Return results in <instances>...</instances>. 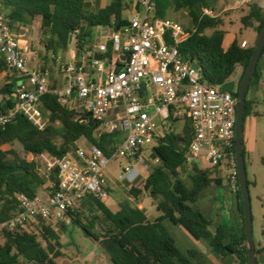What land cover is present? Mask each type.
Returning <instances> with one entry per match:
<instances>
[{"label":"trees","instance_id":"trees-1","mask_svg":"<svg viewBox=\"0 0 264 264\" xmlns=\"http://www.w3.org/2000/svg\"><path fill=\"white\" fill-rule=\"evenodd\" d=\"M0 1L11 22L19 24L20 31L31 27L40 17V43L46 51V60L50 56L68 54L72 45L71 36L78 52L90 48L96 29L127 23L123 11L129 6L125 0H107L104 6L99 7L93 6L89 0ZM155 5L159 17H166L171 11H186L191 20V27L186 28L191 30V35L180 44L179 49L186 60L201 69L205 80L223 84L240 66V84L255 45L243 48L238 40H234L225 49L226 33L217 29L221 19L202 15V9L209 7L210 0H155ZM242 22L246 26H254L259 36L264 26V9L258 3L250 4ZM207 29H213V32L206 34ZM108 46L111 51L112 44ZM263 57L264 49L248 92L257 88L263 78ZM0 67L6 68L4 62H0ZM16 82L17 78L11 76L0 85V112L13 106ZM232 94L239 97L238 90ZM42 101V110L49 122L44 130H39L25 116H19L5 127L0 126V222L18 211L17 194L34 197L46 181L50 184L49 189L58 184L57 169L50 174H42L40 163L24 159L9 160L2 148L4 144L19 142L26 152L35 156L42 153L63 156L72 153L75 142L86 137L107 156H111L115 150L116 132L96 138L94 131L97 123L91 116L80 120L84 113L67 109L52 94L44 95ZM253 103L252 99L247 98L245 121L253 114ZM191 138V124L187 120L180 131L172 129L150 148V156L155 164L150 167L142 188L126 182L130 185L129 196L119 202L118 212L111 211L104 202L89 195L80 211L69 213L71 224L80 227L97 242L113 264H207V261L204 262L205 256L198 250L182 251L177 247L164 225L165 220L182 226L196 240L204 242L215 257L234 255L239 264H248L240 188L236 195L242 222L234 226L221 224L213 231L210 229L211 219L196 207V202L200 194L216 180L210 177L208 169L203 171L197 165H194L192 187L181 177V171L188 165ZM243 151L245 155L244 134ZM143 190L158 201L160 214L154 219L149 218L145 210L137 205ZM66 230L67 225L61 224L58 228L40 225L32 233H0V264H58L56 259L62 255L59 231L65 233ZM260 251H264V248ZM259 262L257 260V264Z\"/></svg>","mask_w":264,"mask_h":264},{"label":"built area","instance_id":"built-area-1","mask_svg":"<svg viewBox=\"0 0 264 264\" xmlns=\"http://www.w3.org/2000/svg\"><path fill=\"white\" fill-rule=\"evenodd\" d=\"M133 1L136 6L124 17L127 23L117 25L119 29L98 28L92 46L82 52L74 48L70 60L51 56L56 70L67 80L61 86L52 85L45 65L30 66V48L21 43L19 24L11 22L0 1V62L18 78L14 104L0 112V126L25 116L44 130L49 122L42 98L52 94L69 110L84 115L91 112L97 123L96 138L117 133L111 156L86 137L77 140L67 155L40 154L45 173L57 169V186L45 198L17 194L19 209L0 222V233H32L40 225L58 228L71 224L69 213L80 211L87 196L102 202L110 197L105 171L111 160L127 161L118 176L125 182L133 161L149 168L145 150L187 120L192 129L188 165L207 169L227 165L231 191L238 192L235 126L239 98L223 90L222 84L205 80L201 69L182 56L179 46L191 30L173 18L159 17L155 0ZM238 1L249 5L257 0ZM202 15L217 16L212 7H204ZM241 47H247L246 40ZM97 55L101 58L96 59ZM118 65L121 69L115 72ZM121 132L127 133L125 138L119 136Z\"/></svg>","mask_w":264,"mask_h":264},{"label":"rangeland","instance_id":"rangeland-1","mask_svg":"<svg viewBox=\"0 0 264 264\" xmlns=\"http://www.w3.org/2000/svg\"><path fill=\"white\" fill-rule=\"evenodd\" d=\"M89 1L93 4V6L96 7L101 6V4H103L104 6L107 2V0ZM258 1L259 0H257L255 3H258ZM226 3L227 2H225V0H210L209 5V7H212L215 10V13L217 14L216 17L221 19V25H219L217 29H221L227 33L226 45L231 44L234 40H238L241 44L244 39L247 41V47L256 45L258 33L256 32L254 26H246L242 22V18L245 16V10L243 9L245 6L249 9L250 4L242 5L235 1H232L231 6L229 7L230 9H228V5ZM259 4L261 6H264L263 0H260ZM262 8L264 9V7ZM167 16L179 21L185 27H191L190 17L187 15L185 10H181L178 12L171 11ZM33 25L37 27L39 25V21H35L32 26ZM96 31L98 32V30H95V34ZM212 32L213 29H207L206 34H211ZM40 44H32V47L35 46L34 50L36 51L37 60L41 59V57L43 56V45ZM71 48H73V45H71ZM60 57L63 60H67L68 54H61ZM46 67L50 71L52 82L62 80L63 75L56 70V65L51 56L48 58ZM262 72L263 78L260 84L251 92H247V98L252 99L254 103L253 114L251 115L253 118V124L249 143L250 149L248 147L247 150H245V165L248 181L250 182L249 194L251 199V209L253 217V238L257 247L262 245V241L264 240V57L262 60ZM241 74L242 68L240 66H237L230 80H233L238 84ZM183 126L184 125L179 127L178 130L180 131ZM126 135V132L119 133V136L122 138H125ZM2 148L7 153V158L9 160L24 159L26 161H34L40 163L42 167L41 173L43 174L44 169L42 160L38 156H35L33 153L26 152L21 143L14 142L11 144H4ZM150 151L151 149L145 150V154L148 157L147 163L148 165H150L149 168L143 164H140L139 162L133 161L132 171L126 175V182L130 185H135L141 188L143 187V183L151 170L150 167L155 164V161L150 156ZM126 162L127 161L120 158L111 160L105 171L107 178L112 179L115 177L118 180V176L122 172V166ZM224 165L222 167L223 175L225 178L224 185H211L210 187L205 189L200 194L196 202V207L214 221L216 219H221L227 224H231L237 213L236 208L233 207V205L230 207L231 218H228L227 216H222L220 218L217 214L219 211L216 209L217 204H215L214 199L217 194H221V201L231 202V200L235 198V194L232 193L229 184V171ZM197 168L203 171H207V168H200L199 166H197ZM215 170L216 169H208L210 173L215 172ZM193 175H195L194 165H186L181 171V177L189 187L193 186ZM130 185L122 182H116L111 185V187H109L111 191L110 197L104 202V204L111 211L118 212L119 209L117 203L119 204L120 201H123L129 196ZM49 187L50 184L48 181H46V183L40 188L38 195H41L43 196V198H45V193H47ZM157 204L158 201L150 197L149 193L145 190H143L142 194L139 196L137 203L138 206L141 205L143 208H145L147 215L151 219L156 218L160 214ZM164 225L170 232L171 236L174 238L176 245L180 250L187 251L188 249L196 248V246L199 248H202L204 246V242H198V240L196 241V239L191 236V234H189V232H187V230H185L182 226L174 224L170 220H165ZM98 230H100V227ZM183 233H185L189 238H185V236H183ZM60 234L61 238L59 242L62 245L60 248L62 255H60L56 259L57 262H60L62 264H79L75 259L79 254L83 255L88 253H96L99 257L97 259V264H113L108 258H106L107 254L104 252L102 247L99 244L95 243V241L92 240L89 236H87L80 227L69 224L67 225L66 232ZM203 255L205 256L204 262L207 261V264L213 263L205 254Z\"/></svg>","mask_w":264,"mask_h":264},{"label":"crops","instance_id":"crops-1","mask_svg":"<svg viewBox=\"0 0 264 264\" xmlns=\"http://www.w3.org/2000/svg\"><path fill=\"white\" fill-rule=\"evenodd\" d=\"M125 1L127 3H129V6H127L125 8V10L123 11V14H124V16H128L129 13L131 12V10H133V8L136 6V3L134 1L131 3L132 0H125ZM232 1H235V2L239 3L238 0H225V2H227L226 4L228 5L227 6L228 9H230L229 7L231 6ZM263 2H264V0H263ZM259 3H260V0L258 1V5H260ZM102 5L103 4H101V6ZM261 7H264V6H261ZM243 10H245V15L249 11V9L246 6L244 7ZM35 21H39L40 22V17H37ZM226 35H227V33L225 34V39H224V48L225 49H227L231 45V44L226 45ZM20 40H21V43L22 44H27L29 46V48H30V56L32 57L31 60H30V66L31 67H35L38 63H40L41 65H45V66L47 65L48 59L47 60L45 59L46 51L44 50V48H42V52L43 53L41 52L43 54V56L41 57V59H38L37 60V58H36V51L34 50L35 46L32 47V44L33 43H34V45L35 44H40V25H38L37 27L33 25L31 27H27L24 30H21L20 31ZM71 44L73 45V42H71ZM73 49H74V46H73V48L70 49V51L68 53V59L67 60H70L71 59V56L70 55H71V52H72ZM11 76L17 78L14 72L8 71L7 68H3L2 69L0 67V85L3 84L4 82H6L8 80V78L11 77ZM50 78H51V76H50ZM51 83H52V85H55V86H61V85H65L67 83V80H66V78L63 77L62 80L56 81V82H52L51 81ZM252 124H253V118H252V116H249L246 119V121H245V129H244V141H245L244 144H245V150H247V148L249 147L250 136H251V131H252ZM249 149H250V147H249ZM224 166L227 168V165H224ZM210 177L212 179L216 180V182L213 183L212 186L213 185H215V186L224 185V181H225L224 179L225 178H224V175H223V169H222V167L217 168L215 170V172L211 173ZM107 179H108V182H109V187H111V185H113L116 182H120L115 177L112 178V179H109V178H107ZM122 183H126V181L125 182H122ZM46 194L47 193H45V195ZM220 198H221V194H217V196H215V198H214L215 199V204H217L216 205L217 206L216 209L218 211L219 210L223 211L224 210V203H229L230 204V206H229V212H230V207L233 205V207L236 208V212L237 213L235 215L234 220H232V223L231 224H227L225 221H222L221 219H216L215 221L213 219H211V221H212L211 230H213V231H215V229L217 228V226H219L221 224H227V225H230V226H234L237 223L240 224L242 222V219L240 217V213H239V210H238V200L239 199H238L237 195L235 194V198L232 199L231 202L230 201H221ZM222 203H223V206H220V204H222ZM117 206H118V209H119V204L118 203H117ZM138 207L139 208H143L141 205H139ZM143 209L145 210V208H143ZM145 212H146V210H145ZM217 214H218V216L220 218L222 217V215L219 212ZM146 215H147V213H146ZM230 218H231V216H230ZM263 235H264V232H263ZM183 236H185V238H187V239L189 238L185 233H183ZM95 243H97V242H95ZM256 248H257V260L260 261L259 264H264V262L262 260V259H264V251L258 252L259 249L261 250L262 248H264V240L262 241V245H260L259 247H257V245H256ZM194 249L198 250L202 254H205L208 257V259L211 262H213L214 264H239L238 259L234 255H230V256H227V257H221V258L215 257L208 250V248H207V246L205 244H204V246L202 248H199V247L196 246V248H194ZM98 258H99L98 257V254H96V253H91V254L88 253V254H83V255H80L79 254L75 259H76V261L79 264H97V259ZM106 258H108L110 260V258H109L108 255H107ZM57 263L58 264H62L60 262H57Z\"/></svg>","mask_w":264,"mask_h":264},{"label":"water","instance_id":"water-1","mask_svg":"<svg viewBox=\"0 0 264 264\" xmlns=\"http://www.w3.org/2000/svg\"><path fill=\"white\" fill-rule=\"evenodd\" d=\"M116 28L119 29V26H117ZM71 42H72V36L70 37V43ZM263 49H264V26L257 38L252 57L246 68L243 78L239 84V97H238L239 101L237 105V120L235 126L236 162H237L239 187H240L242 206H243L244 229L246 234V244L248 251V264H257V248L253 238V226H252L253 217H252V209H251V199L249 194L247 170L245 165V155L243 151V134H244L247 92L250 82L257 70V66L260 61V57ZM75 52L76 51H73V55H75ZM100 58H101L100 55L96 56V59H100ZM120 69H121V65H118L115 69V72H118ZM222 89L233 92L236 89V82L233 80H228L227 82L222 84ZM91 115H92L91 112H87L85 113V115L80 117V120H85L87 117ZM220 206H223V203L220 204ZM229 206H230L229 203H224V210L223 211L219 210V213L222 216H227L228 218H230ZM59 233L61 232L59 231Z\"/></svg>","mask_w":264,"mask_h":264},{"label":"flooded vegetation","instance_id":"flooded-vegetation-1","mask_svg":"<svg viewBox=\"0 0 264 264\" xmlns=\"http://www.w3.org/2000/svg\"><path fill=\"white\" fill-rule=\"evenodd\" d=\"M239 91V84L236 83V89L233 92Z\"/></svg>","mask_w":264,"mask_h":264}]
</instances>
